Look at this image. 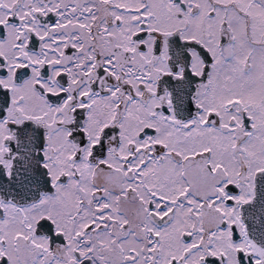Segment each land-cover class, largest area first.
<instances>
[{
	"label": "snow or ice",
	"instance_id": "obj_1",
	"mask_svg": "<svg viewBox=\"0 0 264 264\" xmlns=\"http://www.w3.org/2000/svg\"><path fill=\"white\" fill-rule=\"evenodd\" d=\"M0 264H264V0H0Z\"/></svg>",
	"mask_w": 264,
	"mask_h": 264
}]
</instances>
